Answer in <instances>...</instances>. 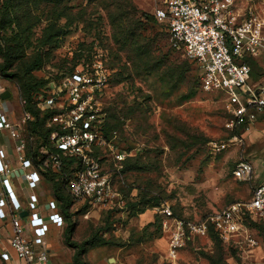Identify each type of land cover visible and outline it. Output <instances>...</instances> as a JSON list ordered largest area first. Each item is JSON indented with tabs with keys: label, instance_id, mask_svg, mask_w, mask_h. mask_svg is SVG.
<instances>
[{
	"label": "rangeland",
	"instance_id": "obj_1",
	"mask_svg": "<svg viewBox=\"0 0 264 264\" xmlns=\"http://www.w3.org/2000/svg\"><path fill=\"white\" fill-rule=\"evenodd\" d=\"M105 1L69 0V11L77 19L61 42L50 48L47 64L36 75L56 80L67 72L79 43L96 44L95 52L84 51L79 66L92 62L87 60L95 54L106 58L112 75L101 105L109 111L111 127L118 130V148L142 167L120 176L114 203L79 201L70 207L73 216L66 227L74 224L72 241L77 244L92 236L99 241L87 244L84 264H212L216 240L187 225L172 253L177 221L197 222L231 202L250 198L254 182L264 174V123L230 125L226 95L200 88L195 64L171 44L166 22L155 17L163 0H133L152 15L150 21L142 18L139 29L140 45L149 50L142 56L118 34L107 14L109 0ZM234 1L264 14V0ZM139 17L140 12L126 16L125 27ZM36 32L40 33V26ZM254 60L256 75L263 74L264 50ZM0 87L9 92L6 106L17 121L23 94L17 78L0 72ZM5 140L11 142L10 136ZM12 156L16 157L14 150ZM242 158L255 166L251 180L233 173ZM143 207L146 210L139 212ZM166 207L172 216L164 214ZM66 227L48 237L53 264H75L76 247L66 242ZM263 231L264 221L248 219L238 233L219 237L226 264H264Z\"/></svg>",
	"mask_w": 264,
	"mask_h": 264
},
{
	"label": "built area",
	"instance_id": "obj_2",
	"mask_svg": "<svg viewBox=\"0 0 264 264\" xmlns=\"http://www.w3.org/2000/svg\"><path fill=\"white\" fill-rule=\"evenodd\" d=\"M154 15L166 22L171 44L196 63L201 88L226 95L231 126L249 127L264 120V73L256 75L248 61L264 50V14L240 7L234 0H163ZM110 75L95 54L92 62L78 65L34 95L32 102L42 115L52 111L46 126L53 134L37 149L38 159L45 158L42 163L32 156L38 138L29 129L34 115L27 99L20 97V117L15 121L0 87V264H53L48 237L53 229L65 226L67 218L53 192L46 201L41 197L39 184L47 167L63 180L74 201L70 207L79 201L114 203L118 195L114 173L126 153L118 148L116 131L105 133L107 111L101 99ZM6 135L13 141L17 167L11 163ZM233 173L251 180L255 166L242 158ZM12 174L26 183L25 199L15 192ZM163 212L172 216L169 207ZM248 219L264 221V174L254 182L249 199L231 202L197 222L178 220L172 253L181 244L184 225L200 236L214 230L226 238L238 233Z\"/></svg>",
	"mask_w": 264,
	"mask_h": 264
},
{
	"label": "trees",
	"instance_id": "obj_3",
	"mask_svg": "<svg viewBox=\"0 0 264 264\" xmlns=\"http://www.w3.org/2000/svg\"><path fill=\"white\" fill-rule=\"evenodd\" d=\"M68 2L69 0H0V57L2 59L0 61V72L6 77L17 78L23 92L22 96L27 99L28 108L33 112L34 120L30 122L29 129L37 135L38 139L32 156L39 163H42L45 158L40 157L38 159L39 154L37 149L41 141L46 142L49 140V137L53 134V129L46 126V119L52 111H48L42 115L32 102L34 95L43 91L49 83L48 79L38 77L36 71L41 70L47 64L50 48L57 46L61 42L62 38L70 32V28L77 19V14L69 11L70 7ZM103 2L106 1L103 0ZM110 7H113V9H110ZM106 8L109 18L117 26L118 34L121 36L123 34V37L130 40L132 49H137L139 56H142L141 53L149 55L148 48L140 45L142 35L139 29H142V25H144L142 18L148 20L152 15L148 12L141 11L133 0H109L106 3ZM133 12H140V17L134 20V24L130 23L129 26L125 27V17ZM38 26H40L39 34L36 32ZM91 48L95 52L98 47L96 44H91L90 46L85 42L79 43L74 52L75 57H72L71 64L67 67V72L64 75L73 71L81 63L84 51ZM94 52L92 51V54ZM92 57L93 55L87 61H92ZM101 58L106 63L104 55ZM87 61H83V64ZM248 61L254 69L252 61L255 60L251 58ZM193 63L198 69L196 63L194 61ZM198 75L200 85V71ZM240 128H244V126ZM114 131L118 135V130L113 126L111 127L110 114L107 111L105 133L106 135H110ZM120 165V168L114 173V176H118V181L120 176L129 170L140 169L142 167L130 155L120 161ZM44 175L51 185L53 195L60 201L61 209L65 217L67 220H70L73 216V213L70 212V206L74 201L66 191L63 180L56 173L52 172L49 167L44 171ZM145 210L146 208L143 207L140 208L139 212H144ZM73 229L74 224L67 225L65 228V240L68 244L76 247V252L73 256L74 263L84 264L82 254L86 252L87 244L94 245L99 241L95 236H92L85 242L77 244L72 241ZM209 235L216 240L217 245L216 253L211 257V263L226 264L219 234L214 230H210Z\"/></svg>",
	"mask_w": 264,
	"mask_h": 264
},
{
	"label": "crops",
	"instance_id": "obj_4",
	"mask_svg": "<svg viewBox=\"0 0 264 264\" xmlns=\"http://www.w3.org/2000/svg\"><path fill=\"white\" fill-rule=\"evenodd\" d=\"M9 98V97H8ZM9 103H10V101H9ZM11 106V105H10ZM258 123V122H257ZM259 123H264V120H260L259 121ZM7 147L9 146V145H11V152L9 151V153H10V158H11V163H12V165H13V167L15 166V167H17V166H19L18 165V163L15 161V157L14 156H12L13 155V141L11 140V142H7ZM9 148V147H8ZM15 173V172H14ZM10 178V182H11V184H12V186H13V188H14V190H15V192L17 193V195L21 198V199H25L26 197H27V195H28V191H29V189L27 188V185H26V183L23 181V180H21L20 178H18L17 177V175H13L12 174V176H10L9 177ZM0 187H1V185H0ZM39 191H40V193H41V197H42V199L44 200V201H46V199H48L49 197H51L52 196V188H51V185L49 184V182L47 181V178H46V176L44 175V177H43V179L41 180V182H40V184H39ZM24 201H26V200H24ZM0 224H1V222H0ZM66 224H67V222H66ZM66 224H65V226H63V227H61V228H55V229H53V231H56V230H63L64 229V227H66ZM52 231V232H53ZM51 232V233H52ZM0 263H1V261H0Z\"/></svg>",
	"mask_w": 264,
	"mask_h": 264
},
{
	"label": "water",
	"instance_id": "obj_5",
	"mask_svg": "<svg viewBox=\"0 0 264 264\" xmlns=\"http://www.w3.org/2000/svg\"><path fill=\"white\" fill-rule=\"evenodd\" d=\"M9 96V92L7 90H5L2 94L3 98H8ZM19 172H22V170L20 169ZM15 173H18V171H16ZM22 214H25V212H23Z\"/></svg>",
	"mask_w": 264,
	"mask_h": 264
}]
</instances>
